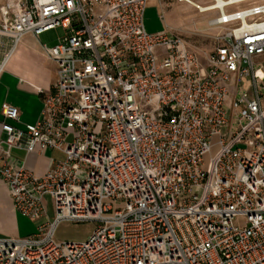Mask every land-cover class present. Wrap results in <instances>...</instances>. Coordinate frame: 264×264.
<instances>
[{"label": "built area", "instance_id": "built-area-1", "mask_svg": "<svg viewBox=\"0 0 264 264\" xmlns=\"http://www.w3.org/2000/svg\"><path fill=\"white\" fill-rule=\"evenodd\" d=\"M1 1L13 50L29 35H65L43 47L58 78L39 90L38 122L18 128L20 110L1 111L0 185L14 213L41 221L50 201L55 218L38 237H0V264H264V0H226L204 59L146 31L153 0ZM14 150L66 160L38 176ZM64 221L98 227L59 243Z\"/></svg>", "mask_w": 264, "mask_h": 264}, {"label": "rangeland", "instance_id": "rangeland-1", "mask_svg": "<svg viewBox=\"0 0 264 264\" xmlns=\"http://www.w3.org/2000/svg\"><path fill=\"white\" fill-rule=\"evenodd\" d=\"M196 3L204 4V8L213 6L211 2L196 0ZM218 15V11L201 13L196 7L180 3L178 0H153L145 12V29L149 34L166 31L183 38L188 47L204 59L217 48L220 44L219 38L224 33L223 28L215 26L214 21ZM64 35L65 32L62 29L54 30L43 34L40 37V43L52 48L59 43V38ZM34 62L37 66L44 65L40 59H36ZM262 62L264 63V59ZM15 95L17 96V93ZM217 142L218 138H215L214 144ZM53 157L58 161L66 160V156L60 152H55ZM204 160L205 168L208 170L211 166V155H206ZM2 187L0 185V188ZM7 214L6 209L0 206V234L13 235L19 239L39 234L40 227L55 218L54 207L50 201L47 206V214L41 221H33L19 214L16 216L11 212L9 216ZM97 227L98 224L93 222L64 221L56 229L55 240L59 243H82L89 239Z\"/></svg>", "mask_w": 264, "mask_h": 264}, {"label": "crops", "instance_id": "crops-1", "mask_svg": "<svg viewBox=\"0 0 264 264\" xmlns=\"http://www.w3.org/2000/svg\"><path fill=\"white\" fill-rule=\"evenodd\" d=\"M1 4L0 0V6ZM40 37L26 36L14 50L12 40L0 38V65L4 62L5 56L11 54L0 76V120H2V108L5 105H12L21 113V123L16 125L19 128L38 122L44 107V96L39 90L49 92L58 78L57 66L46 55L43 48L46 45L40 43ZM36 59L43 61L44 65L37 66L34 62ZM55 152L47 150L28 155L24 151L14 150L12 154L15 159L24 162L30 172L41 176L47 171ZM0 206L6 209L8 216L10 212L18 215L13 211L10 192L4 186L0 188ZM40 235L41 232L30 235L29 238ZM0 237L16 238L13 235L2 234Z\"/></svg>", "mask_w": 264, "mask_h": 264}, {"label": "bare ground", "instance_id": "bare-ground-1", "mask_svg": "<svg viewBox=\"0 0 264 264\" xmlns=\"http://www.w3.org/2000/svg\"><path fill=\"white\" fill-rule=\"evenodd\" d=\"M234 1V0H232ZM226 3V0H218L217 4H213L210 8H202L203 11L201 13H206L210 11H217L219 8H222L224 4Z\"/></svg>", "mask_w": 264, "mask_h": 264}]
</instances>
